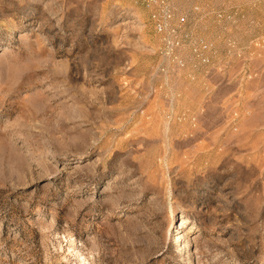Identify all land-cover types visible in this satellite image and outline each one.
Listing matches in <instances>:
<instances>
[{"label": "rangeland", "instance_id": "obj_1", "mask_svg": "<svg viewBox=\"0 0 264 264\" xmlns=\"http://www.w3.org/2000/svg\"><path fill=\"white\" fill-rule=\"evenodd\" d=\"M176 1L0 0V264H264V0Z\"/></svg>", "mask_w": 264, "mask_h": 264}, {"label": "built area", "instance_id": "obj_2", "mask_svg": "<svg viewBox=\"0 0 264 264\" xmlns=\"http://www.w3.org/2000/svg\"><path fill=\"white\" fill-rule=\"evenodd\" d=\"M148 6L152 11L151 20L155 32L161 37L163 53L173 56L174 51L192 41L191 35L186 31L187 16L179 12L176 0H148ZM218 17L225 20L231 18L221 13ZM194 45L193 53L202 63H207V54L213 51L212 45L204 41H198ZM175 60L179 66H183L182 60L178 57Z\"/></svg>", "mask_w": 264, "mask_h": 264}, {"label": "bare ground", "instance_id": "obj_3", "mask_svg": "<svg viewBox=\"0 0 264 264\" xmlns=\"http://www.w3.org/2000/svg\"><path fill=\"white\" fill-rule=\"evenodd\" d=\"M173 218H175V216L173 215Z\"/></svg>", "mask_w": 264, "mask_h": 264}]
</instances>
